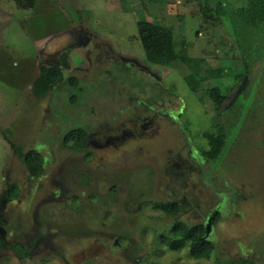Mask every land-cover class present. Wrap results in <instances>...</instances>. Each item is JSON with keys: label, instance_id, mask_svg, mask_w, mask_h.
Returning a JSON list of instances; mask_svg holds the SVG:
<instances>
[{"label": "rangeland", "instance_id": "obj_1", "mask_svg": "<svg viewBox=\"0 0 264 264\" xmlns=\"http://www.w3.org/2000/svg\"><path fill=\"white\" fill-rule=\"evenodd\" d=\"M248 1L35 0L23 9L0 0V205L16 193L14 184L27 192L20 154L43 150L50 165L61 163L38 181L37 194L48 188L59 195L42 196L37 231L47 234L38 237L37 252L22 260L3 249L0 264H230L241 258L264 264V27L244 25L238 10ZM203 6L214 19L205 22ZM138 21L172 30L175 66L146 60ZM77 39L84 44L71 47L65 70L77 78L75 87L65 82L36 96L32 85L42 66ZM213 87L228 97L222 112L207 93ZM135 121L146 126L137 130L142 142H127L133 149L121 155L99 153L91 166L80 165L83 155L62 143L77 127L87 125L101 138L107 126L130 130ZM217 122L227 145L209 170L201 150L208 149L204 133H216ZM174 199L191 201L189 210L168 217L155 207ZM216 210L221 216L209 259L194 260L187 247L174 252L161 243L176 219L196 225ZM19 232L9 240L21 242ZM97 238H118L123 246L110 254ZM32 239L28 233L23 245Z\"/></svg>", "mask_w": 264, "mask_h": 264}, {"label": "trees", "instance_id": "obj_2", "mask_svg": "<svg viewBox=\"0 0 264 264\" xmlns=\"http://www.w3.org/2000/svg\"><path fill=\"white\" fill-rule=\"evenodd\" d=\"M14 3L23 9L33 8L35 0H13ZM143 2L155 3L156 0H140ZM204 7V8H203ZM206 10L204 14L205 22L214 19V14H210L212 10L209 7L203 6ZM224 9L222 2H218L214 11L219 12ZM244 25L259 30L264 27V0H249L245 7L238 10ZM138 38L144 48L146 60L149 63L175 66L178 61V55L175 50L174 37L171 29L149 21H138ZM68 52L61 55V67L43 65L38 78L32 85V92L42 97L52 91L53 87H58L63 83L75 87L77 78H68L65 69L69 68ZM224 72V71H223ZM248 72L236 75L235 79L241 81ZM214 76V73H209ZM222 76V73L217 74ZM207 93L215 102L216 109L222 112L223 104L227 100V95L223 94L218 87H213L207 90ZM217 132H205L204 137L208 143V149L201 150V157L206 162L205 168L209 170L215 169L213 165L218 162L226 151V134L221 124L217 122ZM73 139L75 141L74 147L81 148L85 146L86 134L83 129H75L69 132L66 140ZM19 157L23 161L26 168L33 176H40L43 172V160L39 152L29 151L27 154H20ZM208 170V171H209ZM16 194V193H15ZM181 203L174 201L170 203L159 202L156 208L159 209L163 215L174 217L180 210ZM220 211L216 212L212 217V226L217 224L220 219ZM206 221V219H205ZM205 221L199 222L196 225H190L184 221H175L172 231L162 236L161 243L168 247L171 251L179 252L183 248L189 249V255L194 260H207L215 251L213 243L212 232L206 235ZM18 258H22V254L18 252ZM230 264H255L247 258L233 260Z\"/></svg>", "mask_w": 264, "mask_h": 264}, {"label": "flooded vegetation", "instance_id": "obj_3", "mask_svg": "<svg viewBox=\"0 0 264 264\" xmlns=\"http://www.w3.org/2000/svg\"><path fill=\"white\" fill-rule=\"evenodd\" d=\"M80 41H81V38H80ZM79 44H84V43L79 42L77 39L76 42L74 41L73 43H71V46H70L68 51H70L71 47L73 48L74 45H79ZM68 51H63L61 53H55L54 55L51 56V58H52L51 61L50 62L48 61L49 63L46 62L45 65L61 67L60 66L61 65V60H60L61 57L60 56L63 55V53L68 52ZM58 56H59V59H58ZM56 88L57 87H53L52 90H55ZM146 109L152 110L149 106H146ZM144 119L146 121L147 117H145ZM132 121H134V120H131V123H133ZM149 123H151V122H149ZM149 123H147V124H149ZM137 124L138 123L135 121L134 122L135 128L130 129V130H128V128H125V127L123 128L124 124H121V123L119 124L118 129H114L113 127L107 126L106 130L100 131L102 133L101 138L97 137L90 130V128L87 125L84 129L77 127V128L72 129V130L83 129L85 131V134H86L85 146L81 147V148H75L74 147L75 141L73 139L68 140V141L66 140L68 134H66V136L63 137L62 143H63L64 147L66 148V150L70 154L81 155V156L83 155L84 161L80 165H87V166L90 165L91 166L93 164H90V163H93L95 161V156L97 157L99 155V153L100 154L104 153V154H109V155L111 154L110 156L113 157V156H116V154L121 155L120 153H122L123 151L133 149V147H132L133 145L130 146L129 148H127V147L125 148L127 142L129 143L131 141H134V145L140 144L142 142V140L137 137V130L138 129H145L146 126H144L142 124H140V125L138 124V126H137ZM147 124H145V125H147ZM72 130H69L67 133H69ZM135 141H138V142L136 143ZM69 142H70V144H69ZM114 147H117V148H114ZM111 148H114V149H112V151L109 152L108 150ZM188 150H189V152H191L190 148ZM41 151H43V150H41ZM41 151H39V153L41 154L42 159H43V163H44L42 174L40 176H37V177L33 176L29 172V170L26 168L29 177L27 180V184H25L24 189L27 190V192H24L23 188L19 184H14L13 186L17 187L16 188L17 189L16 194H13L12 196H10V195L6 196L5 200H2L1 205H0V251L3 249H5V251H8V250H12L15 252L17 251V255H18V252H20L22 254V258H20V259H22V260L24 258L31 257L33 252H37V246L39 247V244H38L39 238L38 237H40L41 233H43V232H46V234H47L46 229H44V230L40 229L39 232L37 231L38 226H39L38 225L39 209H40L41 204L44 200L42 198V196L48 195L49 198L54 200V198H58V195H59V192L56 191L58 189L51 190L52 191L51 192L48 188H46L48 193L44 192L41 195L37 194L38 181H41V179L44 177L43 175L48 173L47 169L49 170V168L52 167L53 171H54L59 166V164H61L60 160H59V163L55 164L57 166H53L54 163L50 165V161H49L50 159H47L44 156V154L41 153ZM102 157L103 156H101V158ZM187 157L189 158V160H193L192 155L188 152H187ZM95 164H97V163H95ZM175 165L176 164H174L172 167H174ZM56 176H57L56 177L57 179H60V177L58 175H56ZM60 180L63 181V178ZM30 183L34 184L33 185L34 188H32L31 190H30V188L28 189V185H30ZM55 185H57V184H55ZM55 185L50 184L49 186H53L55 188L56 187ZM27 193H29V194H27ZM80 198H82V196ZM173 198H175V197H173ZM174 201L181 203L180 210L174 217H178L187 208L189 210V208L191 206L190 205L191 201H185V199H184L185 202L181 201L179 199H174L171 202H174ZM7 203L8 204L10 203L11 207L13 209H15L14 212H13V210L12 211H10V209L8 210V208H10V207L7 208ZM157 203H159V202H157ZM163 203H170V202L165 201ZM156 204H155V207H156ZM157 210H159V209H157ZM218 211H220V210L213 211L211 214H209L207 216L206 221H205V227L207 225V221L209 218H211V224H212V217ZM176 221H179V220L176 219ZM10 226H14V227L9 228ZM16 228H18L20 231L18 233V235H19V239L21 240V242H15L14 243L13 241L9 240V237L13 236L16 233V232L14 233V230ZM29 229H30V231H29ZM212 231H213V226L211 225V230H210L209 234ZM28 233H32L33 239L30 240V242H28V244H27L28 246H24L23 242L26 240ZM95 240H97L99 242L101 241V243L103 242L102 247L100 245L99 246L104 251L106 250V247H108L110 254L114 253L116 251V249L121 248L123 246V244L120 242V240L118 238H115L112 241V243L111 242L106 243L105 238H103V239L97 238ZM44 244H47V243H44Z\"/></svg>", "mask_w": 264, "mask_h": 264}, {"label": "water", "instance_id": "obj_4", "mask_svg": "<svg viewBox=\"0 0 264 264\" xmlns=\"http://www.w3.org/2000/svg\"><path fill=\"white\" fill-rule=\"evenodd\" d=\"M205 228H206V235H208L211 230V218L208 219L207 225Z\"/></svg>", "mask_w": 264, "mask_h": 264}, {"label": "crops", "instance_id": "obj_5", "mask_svg": "<svg viewBox=\"0 0 264 264\" xmlns=\"http://www.w3.org/2000/svg\"><path fill=\"white\" fill-rule=\"evenodd\" d=\"M69 46H71V44L69 45ZM45 52H40V54H44ZM43 56V55H42ZM60 56V55H59ZM59 56H58V59H59ZM40 58H41V56H40ZM50 66V65H49Z\"/></svg>", "mask_w": 264, "mask_h": 264}]
</instances>
